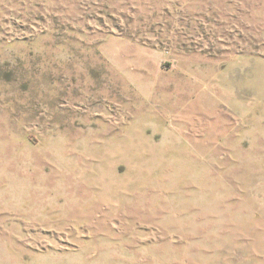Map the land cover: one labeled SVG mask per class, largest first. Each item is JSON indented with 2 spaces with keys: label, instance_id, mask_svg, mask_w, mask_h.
Masks as SVG:
<instances>
[{
  "label": "rangeland",
  "instance_id": "rangeland-1",
  "mask_svg": "<svg viewBox=\"0 0 264 264\" xmlns=\"http://www.w3.org/2000/svg\"><path fill=\"white\" fill-rule=\"evenodd\" d=\"M229 259L264 264V0H0V264Z\"/></svg>",
  "mask_w": 264,
  "mask_h": 264
},
{
  "label": "crops",
  "instance_id": "crops-1",
  "mask_svg": "<svg viewBox=\"0 0 264 264\" xmlns=\"http://www.w3.org/2000/svg\"><path fill=\"white\" fill-rule=\"evenodd\" d=\"M143 174V173H142ZM80 264V263H79ZM81 264H101L100 262H86V261H83L81 262ZM224 264H257V263H254V262H250V261H245V262H236L234 260H231L229 259L226 263Z\"/></svg>",
  "mask_w": 264,
  "mask_h": 264
}]
</instances>
